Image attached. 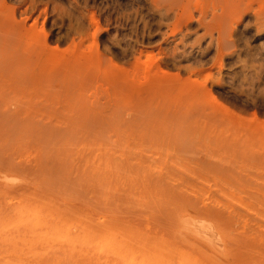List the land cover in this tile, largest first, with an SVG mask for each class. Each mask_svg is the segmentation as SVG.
<instances>
[{
	"label": "rangeland",
	"instance_id": "obj_1",
	"mask_svg": "<svg viewBox=\"0 0 264 264\" xmlns=\"http://www.w3.org/2000/svg\"><path fill=\"white\" fill-rule=\"evenodd\" d=\"M0 217V264H264V0H0Z\"/></svg>",
	"mask_w": 264,
	"mask_h": 264
},
{
	"label": "bare ground",
	"instance_id": "obj_2",
	"mask_svg": "<svg viewBox=\"0 0 264 264\" xmlns=\"http://www.w3.org/2000/svg\"><path fill=\"white\" fill-rule=\"evenodd\" d=\"M221 1H222V0H221ZM223 1H227V0H223ZM154 2H155V1H154ZM159 3H160V2H159ZM157 4H158V3H157ZM219 4H220V2H219ZM158 5H159V4H158ZM240 5H241V4H240ZM215 9H216V8H215ZM215 9H214V10H215ZM245 9H246V8H245ZM252 9H253V8H252ZM259 9H260V8H259ZM169 10H170V9H169ZM253 10H254V9H253ZM209 11H210V10H209ZM219 11H220V10H219ZM216 12H217V10H216ZM241 12H242V11H241ZM213 13L215 14V12H213ZM203 14H205V12H204ZM216 14H217V13H216ZM216 14H215V15H216ZM255 14H256L257 17H259V15H260L258 12H256ZM207 15H208V14H207ZM213 17H214V15H213ZM246 17H247V16H246ZM251 17H252V16H251ZM251 17H250V18H251ZM191 18H192V17H191ZM194 19H195V18H194ZM201 19H202V18H200V20H201ZM237 20H238V18L236 19V21H237ZM243 20H244V19H243ZM23 21H24V20H23ZM234 21H235V20H234ZM236 21H235V24H236ZM201 22H202V20H201ZM202 23H203V22H202ZM202 23H201V24H202ZM260 23H261V22H260ZM228 24H229V23H228ZM236 25H237V24H236ZM232 26H233V25H232ZM231 29H232V28H231ZM149 53H150V52H149ZM152 53H153V52H151L150 54L153 55ZM148 57H149V56H148ZM191 71H192V70H191ZM166 74H168V73H166ZM12 117H13V116H12ZM9 198H10V197H9ZM9 198H8V200H9ZM18 198H19V197H18ZM18 198H17V199H18ZM21 207H22V206H21ZM14 210H15V209H14ZM14 210H12V211H14ZM23 210H24V209H23ZM30 210H31V209H30ZM6 212H7V211H5V214H6ZM20 212H21V210H20ZM22 212H23V211H22ZM29 212H30V211H28V214H29ZM32 212H34V211L32 210ZM8 213H10V212H8ZM13 213H14V212H13ZM34 213H37V211H35ZM22 214H23V213H22ZM22 214H20V216H21ZM30 214H31V212H30ZM30 214L28 215V217H30ZM42 214H43V212H42ZM2 215H3V213H2ZM34 215H35V214H34ZM40 215H41V214H40ZM51 215H52V214H51ZM53 215H54V214H53ZM32 216H33V215H32ZM32 216H31V217H32ZM38 216H39V215H38ZM24 217H26V216H24ZM28 217H27V219L29 220ZM41 217H42V215L40 216V218H41ZM0 218H1V217H0ZM8 218H9V217H8ZM8 218H7V219H8ZM50 218H51V217H50ZM54 218H55V217H54ZM2 219H3V218H2ZM7 219H6V220H7ZM41 219H43V218H41ZM4 220H5V219H4ZM6 220H5V222L3 221L5 224H6ZM11 220H12V222H13L14 219H11ZM30 220L32 221V219H30ZM33 220H34V217H33ZM45 220H47L46 217H45V219H44V223L47 222V221L45 222ZM60 220H61V219H60ZM14 221H16V220H14ZM17 221H18V219H17ZM26 221H27V220H25V222H26ZM36 221L38 222V220H35V222H36ZM40 221H41V223H43L42 220H40ZM40 221H39V222H40ZM48 221H49V220H48ZM50 221H51V220H50ZM53 221H54V219H53ZM10 222H11V221H10ZM22 222H23V220H22ZM56 222H59V220H56ZM56 222L54 221V223H56ZM78 222H79V221H78ZM1 223H2V221L0 222V224H1ZM20 223H21V222H20ZM41 223H39V226H40ZM52 223H53V222H52ZM9 224L11 225V223H8V225H9ZM12 224H13V223H12ZM18 224H19V223H18ZM28 224H29V223H28ZM30 224H31V223H30ZM30 224H29V225H30ZM47 224L49 225V222H47L46 225H47ZM57 224H58V223H56L55 226H53V224H50V226L52 225V226H53L52 228H54V227H58ZM61 224H62V223H61ZM61 224L59 223V226H61ZM63 224H64V223H63ZM63 224H62V225H63ZM75 224H77V223H75ZM79 224H81V223H79ZM1 225H3V223H2ZM1 225H0V226H1ZM6 225H7V224H6ZM33 225H34V223H33ZM33 225H32V226H33ZM46 225H44V226H46ZM48 225H47V229L49 228ZM56 225H57V226H56ZM68 225H69V224H67V228L65 227L66 225H65V226L63 225V227H65L66 232H64L63 229H61L60 231L58 230L57 232H62V230H63V232H64L65 234L68 233V232H67ZM70 225L72 226L73 223H72V224L70 223ZM70 225H69V226H70ZM81 225H82V224H81ZM15 226H16V225H14V227H15ZM23 226H26V225H23ZM23 226H22V228H23ZM32 226H31V227H32ZM37 226H38V225H37ZM78 226H80V225H78ZM7 227H9V226H7ZM34 227H36V226L34 225ZM61 227H62V226H61ZM0 228H1V227H0ZM22 228H21V229H22ZM26 228H27V226L25 227V229H26ZM41 228H42V227H40L39 230H42ZM44 228H45V227H44ZM44 228H43V229H44ZM75 228H77V227H75V225H74V227L71 228V229H75ZM78 228H79V227H78ZM2 229H3V228H2ZM13 229H14V228H13ZM16 229H17V228H16ZM25 229H22V230L20 231V233H21V234L24 233L23 230H25ZM35 229H36V228H35ZM35 229H33V227H32V230H34L33 233H35ZM55 229H56V228H55ZM59 229H60V227H59ZM28 230H30V228H28ZM28 230H27V232H28ZM69 230H70V228H69ZM69 230H68V231H69ZM75 230H76V229H75ZM8 231H9V230H8ZM16 231H17V230H16ZM30 231H31V230H30ZM81 231L84 232L83 228H82ZM81 231L79 230V232H80L79 234H81ZM31 232H32V231H31ZM43 232L45 233V231H43ZM71 232H72V231H71ZM71 232H70V233H71ZM74 232H75V231H74ZM77 232H78V230H77ZM8 233H11V232H8ZM12 233H13V232H12ZM12 233H11V234H12ZM25 233H26V232H25ZM38 233H39V232H38ZM47 233H48V232H47ZM52 233H53L54 235L58 234V233H56V231H53ZM86 233H87V231H86ZM112 233H114V232L112 231ZM15 234H17V232H16ZM27 234H28V233H27ZM27 234H26V235H27ZM29 234H30V233H29ZM41 234H42V233H41ZM41 234L39 233V235H41ZM62 234H63V233H62ZM75 234H76V238H77V235H79V234H78V233H75ZM75 234H74V235H75ZM88 234H89V232H88ZM90 234H91V233H90ZM109 234H111V233H109ZM119 234H120V233H119ZM6 235H7V233H6ZM6 235L4 234L5 238H6ZM8 235H9V234H8ZM18 235H19V234H18ZM18 235H17V236H18ZM22 235H23V234H22ZM31 235H32V234H30V238L28 237L30 240H32L31 238H33V236L31 237ZM33 235H34V234H33ZM36 235H37V234H36ZM42 235H43V234H42ZM74 235H73V233H72V236H74ZM81 235H83V234H81ZM85 235H86V234H85ZM92 235H93V234H92ZM120 235H121V234H120ZM1 236H3V235L1 234ZM1 236H0V239H1L0 241L2 242V238H1ZM10 236H11V235H10ZM10 236L7 237V238H10ZM15 236H16V235H15ZM15 236H12V237H15ZM19 236H20V235H19ZM37 236H38V235H37ZM37 236H35V237L37 238ZM45 236H46V233H45ZM45 236H44V237H45ZM49 236L51 237V233H50L48 236H46V237H49ZM56 236H57V235H56ZM60 236H61V234H59L58 239H59ZM63 236H64V235H63ZM67 236H68V235L66 234V237H67ZM69 236H70V237H68V241H69V239L71 238V235H69ZM79 236H80V235H79ZM83 236H84V235H83ZM112 236H113V234H112ZM114 236H115V235H114ZM114 236H113V238H114ZM116 236H117V234H116ZM121 236H122V235H121ZM41 237H42V236H41ZM41 237H39L40 239H39V238H37V239H39L40 242H41V239H42V242L45 243V242H44V241H45V240H44L45 238H44V237L41 238ZM54 237H55V236H54ZM66 237H65V239H66ZM103 237H104V236H103ZM3 238H4V237H3ZM19 238H20V237H19ZM61 238H62V237H61ZM61 238H60V239H61ZM63 238H64V237H63ZM78 238H79V237H78ZM78 238H77V239H78ZM82 238H83V237H82ZM82 238H81V239H82ZM88 238H90V237H88ZM91 238H92V237H91ZM99 238H100V237H99ZM99 238H98V236H97V239H99ZM20 239H21V238H20ZM46 239L49 240V238H46ZM55 239H57V237H56ZM58 239H57V243H59ZM65 239H64V240H65ZM77 239H76V240H77ZM81 239H80V240H81ZM103 239H104V238H103ZM103 239H102V241L105 240V239H104V240H103ZM114 239H115V238H114ZM122 239H123V238H122ZM5 240H6V239H5ZM7 240H8V239H7ZM10 240H11V238L9 239V241H10ZM17 240H18V239H17ZM22 240H24V237H23ZM26 240H28V239H26ZM34 240H35V239H34ZM34 240H33V241H34ZM43 240H44V241H43ZM48 240H47V241H48ZM64 240H62V241H63L62 244H64V247H66L65 249H67V246H65L66 244L64 243V242H65ZM83 240H85V238H84ZM88 240H89V239H88ZM117 240H118V238H117ZM3 241H4V240H3ZM18 241H20V240H18ZM18 241H16V242H18ZM39 241H36V242L38 243ZM74 241H75V240H74ZM110 241H111V240H110ZM110 241H109V242H110ZM1 242H0V243H1ZM6 242H7V241H6ZM11 242H12V243H10V247H11V244L14 243L13 240H12ZM27 242H28V241H27ZM31 242H32V241H31ZM40 242H39V243H40ZM42 242H41V243H42ZM75 242L77 243V241H75ZM75 242H73V243H75ZM79 242H81V241H79ZM85 242L87 243V241H85ZM89 242H90V240H89ZM89 242H88V244L90 245ZM91 242H92V243L95 242L94 244H96V239H95V241L92 240ZM111 242H112V241H111ZM117 242H118V241H117ZM69 243H72V242H68V245H69ZM92 243H91V245H92ZM99 243L101 244V242H99ZM106 243H107V245L109 244L110 246L113 244V242H112V244H110V243H108V242H106ZM114 243H115V242H114ZM123 243H124V242H123ZM6 244H7V243H6ZM18 244H19V243H18ZM18 244H17V246H18ZM31 244H33V242H32ZM34 244H35V243H34ZM52 244H53V243H52ZM59 244H60V243H59ZM62 244H61V246H62ZM79 244H80V243H79ZM82 244H84V243L82 242ZM115 244H116V243H115ZM7 245H8V244H7ZM7 245H4V246H7ZM21 245H23V244L21 243ZM27 245H30V244L28 243ZM47 245H49V244H47ZM54 245H56V244L54 243ZM57 245H58V244H57ZM107 245H105V246L107 247ZM19 246H20V244H19ZM23 246H26V244L23 245ZM42 246H43V247H42ZM71 246H72V245H71ZM77 246H78V248L80 247L79 245H77ZM110 246L108 247V250H110V249H109ZM112 246H113V245H112ZM112 246H111V248H112ZM122 246H123V245H122ZM8 247H9V245L7 246V250H8ZM10 247H9V249H10ZM36 247H39V246H35V250H36ZM52 247H54V246L52 245ZM52 247H51L50 245L47 246V248H50V249H48V250H52V249H51ZM75 247H76V246H75ZM100 247H101V246H100ZM5 248H6V247H5ZM17 248H18V247H16V249H17ZM40 248H41V249L43 248V250L47 249L46 247H45V249H44V244H41V247H40ZM72 248H73V247H70L71 250H73ZM83 248H84V246H83ZM83 248H82V250H83ZM89 248H91V247H89ZM94 248H96V247H94ZM121 248H122V247H121ZM11 249H12V248H11ZM24 249H25V248H24ZM75 249H76V248H75ZM106 249H107V248H105L104 250H106ZM115 249H116V248H115ZM3 250H4V249H2L1 251H3ZM13 250H14V249H13ZM19 250H20V249H19ZM19 250H18V252H19ZM33 250H34V248L32 249V251H33ZM38 250H39V249H38ZM48 250H47V253L49 252ZM71 250H70V251H71ZM76 250H77V249H76ZM78 250H79V249H78ZM104 250H103V253H104ZM53 251H55V249H53ZM53 251H51V252H53ZM57 251H58V250H57ZM66 251H67V250H66ZM73 251H74V250H73ZM87 251H88V250H87ZM93 251H94V250H93ZM126 251H127V250H126ZM29 252H30V251H29ZM74 252H75V251H74ZM79 252H80V251H78V253H79ZM98 252H99V251H98ZM108 252H109V251H108ZM110 252H112V251H110ZM122 252H123V251H121V253H122ZM32 253L35 255V253H38V252H31V254H32ZM39 253H41V252H39ZM78 253H77V254H78ZM80 253H81V252H80ZM90 253H91V252H90ZM93 253H94V252H93ZM101 253H102V252H101ZM117 253H118V255H119V252H117ZM123 253H124V255H125L126 252H123ZM13 254H14V253H13ZM23 254L26 255L25 253H23ZM29 254H30V253H29ZM31 254H30L29 256H31ZM33 254H32V256H33ZM45 254H46V253H44V255H45ZM106 254H107V253H106ZM110 254H111V253H110ZM112 254H113V253H112ZM24 255H23V256H24ZM63 255H66V254L64 253ZM94 255H95V253H94ZM94 255H93V256H94ZM101 255H102V254H101ZM104 255H105V254H104ZM107 255H109V254H107ZM114 255H115V254H114ZM114 255H113V256H114ZM118 255H117V256H118ZM129 255H130V253H129ZM129 255L127 256V254H126L127 257H129ZM27 256H28V255H27ZM32 256H31V258H33ZM48 256H49V255H48ZM82 256H83V255H82ZM93 256H92V257H93ZM97 256H98V255H97ZM109 256H111V255H109ZM109 256H107V257L109 258ZM119 256H120V255H119ZM119 256H118V257H119ZM122 256H123V255H121L120 257H122ZM9 257H10V256H9ZM83 257H84V256H83ZM83 257H82V259H87V260H89V261L91 262V264H94V263H95V261L93 262L92 260H90L91 258L88 259L87 255H85V258H83ZM90 257H91V255H90ZM99 257H100V255H99ZM99 257H96V256H95V258H99ZM118 257H117L116 260H118ZM120 257H119V258H120ZM123 257H124V256H123ZM123 257L120 258L122 261H124V259H126V258L123 259ZM131 257H132V256L130 255V262H131ZM23 258H24V257H23ZM46 258H47V257H46ZM49 258H50V256H49ZM75 258H77V257H75ZM80 258H81V256H80ZM93 258H94V257H93ZM111 258H112V257H111ZM10 259H11V257H10ZM12 259H13V258H12ZM15 259H16V258H15ZM20 259H22V254H21V258H20ZM50 259H51V258H50ZM100 259H101V258H100ZM106 259H107V258H106ZM106 259H103V263L105 262L104 260H106ZM112 259H113V261H114V257H113ZM2 260L4 261V259H2ZM18 260H19V259H18ZM18 260H16V261H18ZM24 260H25V259H24ZM24 260H23V262H24ZM97 260H98V259H97ZM110 260H111V259H110ZM121 260L114 261V262H118V264H123V263H121ZM127 260H128V258H127ZM143 260H144V258H143ZM0 261H1V258H0ZM8 261H9V260H8ZM13 261H14V260H13ZM73 261L75 262L76 259L73 260ZM81 261H82V260H81ZM85 261H86V260H85ZM85 261H84V262H85ZM89 261H88V262H89ZM111 261H112V260H111ZM111 261H110V262H111ZM119 261H120V262H119ZM133 261H134V260H133ZM137 261H139V260H137ZM4 262H5V261H4ZM10 262H11V260H10ZM10 262H9V263H10ZM65 262H66V261H65ZM71 262H72V261H71ZM78 262H79V259H78L77 263H78ZM84 262H83V263H84ZM92 262H93V263H92ZM107 262H108V261H107ZM128 262H129V261H128ZM0 263H1V262H0ZM16 263H17V262H16ZM25 263H26V261H25ZM35 263H36V262H35ZM72 263H73V262H72ZM99 263H101V262H99ZM136 263H137V262H136ZM140 263H142L141 260H140ZM3 264H5V263H3ZM7 264H8V263H7ZM13 264H14V263H13ZM17 264H19V262H18ZM30 264H31V263H30ZM84 264H85V263H84ZM105 264H106V263H105ZM113 264H114V263H113ZM115 264H117V263H115ZM127 264H130V263H127ZM138 264H139V263H138ZM144 264H145V263H144Z\"/></svg>",
	"mask_w": 264,
	"mask_h": 264
}]
</instances>
